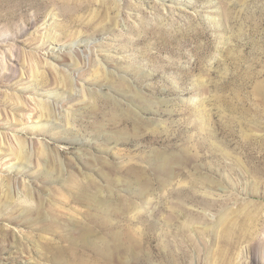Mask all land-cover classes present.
Listing matches in <instances>:
<instances>
[{
	"label": "rangeland",
	"instance_id": "obj_1",
	"mask_svg": "<svg viewBox=\"0 0 264 264\" xmlns=\"http://www.w3.org/2000/svg\"><path fill=\"white\" fill-rule=\"evenodd\" d=\"M0 264H264V0H0Z\"/></svg>",
	"mask_w": 264,
	"mask_h": 264
}]
</instances>
